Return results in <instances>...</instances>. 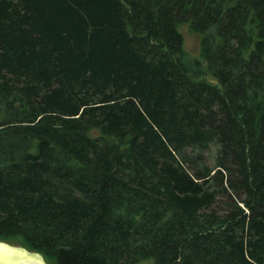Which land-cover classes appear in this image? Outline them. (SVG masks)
I'll list each match as a JSON object with an SVG mask.
<instances>
[{
    "label": "trees",
    "instance_id": "1",
    "mask_svg": "<svg viewBox=\"0 0 264 264\" xmlns=\"http://www.w3.org/2000/svg\"><path fill=\"white\" fill-rule=\"evenodd\" d=\"M0 239L264 264V0H0Z\"/></svg>",
    "mask_w": 264,
    "mask_h": 264
},
{
    "label": "rangeland",
    "instance_id": "2",
    "mask_svg": "<svg viewBox=\"0 0 264 264\" xmlns=\"http://www.w3.org/2000/svg\"><path fill=\"white\" fill-rule=\"evenodd\" d=\"M178 29L182 33L183 46H184V49L187 51L189 57L201 59L200 51H199L200 50L199 49L200 35L196 32L191 31L188 24L186 23H180L178 25ZM201 67L204 70L202 74L203 78H205L208 81L214 82L213 76L206 71L205 63L203 61L201 63ZM215 153H216V145L212 144L206 152L207 161L211 165L214 162ZM0 241L8 243L10 246H13V247H18V248L24 247L14 240L0 239ZM24 248L25 250L28 249L26 247ZM28 250H29L28 252H31V253L37 252L31 249H28ZM140 264H144V263H140Z\"/></svg>",
    "mask_w": 264,
    "mask_h": 264
},
{
    "label": "bare ground",
    "instance_id": "3",
    "mask_svg": "<svg viewBox=\"0 0 264 264\" xmlns=\"http://www.w3.org/2000/svg\"><path fill=\"white\" fill-rule=\"evenodd\" d=\"M0 264H33V262L25 260L20 252L0 245Z\"/></svg>",
    "mask_w": 264,
    "mask_h": 264
},
{
    "label": "water",
    "instance_id": "4",
    "mask_svg": "<svg viewBox=\"0 0 264 264\" xmlns=\"http://www.w3.org/2000/svg\"><path fill=\"white\" fill-rule=\"evenodd\" d=\"M0 245L7 249H13L20 252L25 260H32L33 264H44L43 260L41 259V256L36 253L28 252L22 247L18 248V247L10 246L8 243L2 241H0Z\"/></svg>",
    "mask_w": 264,
    "mask_h": 264
},
{
    "label": "flooded vegetation",
    "instance_id": "5",
    "mask_svg": "<svg viewBox=\"0 0 264 264\" xmlns=\"http://www.w3.org/2000/svg\"><path fill=\"white\" fill-rule=\"evenodd\" d=\"M22 248H24V247H22ZM26 250L29 251L28 249H26ZM33 253H36V254L40 255L41 256V259L43 260V263L44 264H52V262H50L43 254H41L39 252H33Z\"/></svg>",
    "mask_w": 264,
    "mask_h": 264
}]
</instances>
